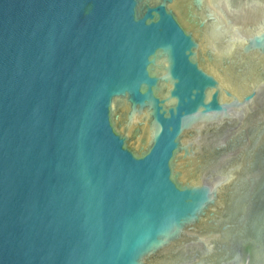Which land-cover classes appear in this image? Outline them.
I'll use <instances>...</instances> for the list:
<instances>
[{
  "label": "water",
  "instance_id": "95a60500",
  "mask_svg": "<svg viewBox=\"0 0 264 264\" xmlns=\"http://www.w3.org/2000/svg\"><path fill=\"white\" fill-rule=\"evenodd\" d=\"M264 264V0H0V264Z\"/></svg>",
  "mask_w": 264,
  "mask_h": 264
},
{
  "label": "flooded vegetation",
  "instance_id": "af4514ba",
  "mask_svg": "<svg viewBox=\"0 0 264 264\" xmlns=\"http://www.w3.org/2000/svg\"><path fill=\"white\" fill-rule=\"evenodd\" d=\"M253 241H248L244 243L243 253H244V264H256L257 248Z\"/></svg>",
  "mask_w": 264,
  "mask_h": 264
}]
</instances>
